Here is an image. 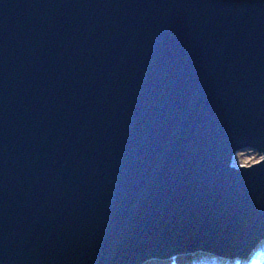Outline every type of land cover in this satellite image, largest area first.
<instances>
[{"label": "water", "instance_id": "obj_1", "mask_svg": "<svg viewBox=\"0 0 264 264\" xmlns=\"http://www.w3.org/2000/svg\"><path fill=\"white\" fill-rule=\"evenodd\" d=\"M263 241L264 0H0V264Z\"/></svg>", "mask_w": 264, "mask_h": 264}, {"label": "trees", "instance_id": "obj_2", "mask_svg": "<svg viewBox=\"0 0 264 264\" xmlns=\"http://www.w3.org/2000/svg\"><path fill=\"white\" fill-rule=\"evenodd\" d=\"M257 250L261 255H264V245H261ZM251 257V256H250ZM249 257V258H250ZM248 259H224L220 257L213 256L206 253H195L189 255H180L175 256L166 261L151 260L147 261L144 264H249Z\"/></svg>", "mask_w": 264, "mask_h": 264}, {"label": "rangeland", "instance_id": "obj_3", "mask_svg": "<svg viewBox=\"0 0 264 264\" xmlns=\"http://www.w3.org/2000/svg\"><path fill=\"white\" fill-rule=\"evenodd\" d=\"M261 159H262V154H259L258 152L254 151V150H244V151H239L234 155V157L232 158V161H231L232 162L231 165L235 168L250 167V166L260 162ZM261 245H264V241L257 247V249ZM186 255H189V254H186ZM223 258L227 259L225 257H223ZM168 259H171V258H168ZM168 259H165V260L155 259V260L166 261Z\"/></svg>", "mask_w": 264, "mask_h": 264}, {"label": "clouds", "instance_id": "obj_4", "mask_svg": "<svg viewBox=\"0 0 264 264\" xmlns=\"http://www.w3.org/2000/svg\"><path fill=\"white\" fill-rule=\"evenodd\" d=\"M249 264H264V255H261L259 250L254 251L249 258Z\"/></svg>", "mask_w": 264, "mask_h": 264}, {"label": "bare ground", "instance_id": "obj_5", "mask_svg": "<svg viewBox=\"0 0 264 264\" xmlns=\"http://www.w3.org/2000/svg\"><path fill=\"white\" fill-rule=\"evenodd\" d=\"M259 153V152H258ZM259 154H261V153H259ZM144 264V263H143Z\"/></svg>", "mask_w": 264, "mask_h": 264}]
</instances>
